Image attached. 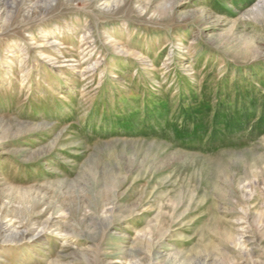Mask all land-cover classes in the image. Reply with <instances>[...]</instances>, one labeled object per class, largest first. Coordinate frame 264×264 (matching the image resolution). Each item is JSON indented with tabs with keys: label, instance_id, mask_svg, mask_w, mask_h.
Listing matches in <instances>:
<instances>
[{
	"label": "rangeland",
	"instance_id": "1",
	"mask_svg": "<svg viewBox=\"0 0 264 264\" xmlns=\"http://www.w3.org/2000/svg\"><path fill=\"white\" fill-rule=\"evenodd\" d=\"M102 2L0 0V264H264V0Z\"/></svg>",
	"mask_w": 264,
	"mask_h": 264
},
{
	"label": "bare ground",
	"instance_id": "2",
	"mask_svg": "<svg viewBox=\"0 0 264 264\" xmlns=\"http://www.w3.org/2000/svg\"><path fill=\"white\" fill-rule=\"evenodd\" d=\"M102 4L99 6L102 9H107L109 10L111 7H118L120 4H122L125 0H102ZM183 4H181V2H176L175 3V7H181ZM144 10L147 11L148 7H144ZM142 11V10H141ZM68 31L71 32H77L79 31L80 34L82 35L80 37L79 40V47H86L85 50L91 48V47H95V42L93 41V38L90 35L91 33V28L89 26V24L85 21V20H78L77 22H72L71 24H69L67 27ZM107 30V29H106ZM123 31V30H122ZM122 31L120 29H113V33H111L110 31L106 33V35L104 36V41L107 44L106 47H110L111 51H113L114 53V58L116 59H121L122 61H126L125 59L128 58L130 60L133 61V63L135 62L132 58L134 59H139V56L136 53H132V52H128L125 49H121L118 47H127V42L125 43H121V39H119V37L115 36V34H119L122 33ZM106 32V31H105ZM54 47V46H53ZM92 50L89 51V53H91ZM92 54H89V57ZM117 61V60H116ZM1 226V225H0ZM2 227V226H1ZM2 230V229H1ZM3 231V230H2ZM42 232V231H41ZM12 236V235H11ZM39 236V235H38ZM17 237V236H16ZM15 237V238H16ZM36 237V236H35ZM32 238V237H31ZM21 239V238H20ZM36 239V238H35ZM122 241V240H121ZM223 243V242H222ZM152 245V244H151ZM149 248V247H148ZM158 249L156 247H152L150 248V253L154 252L156 253L157 256H160L161 258L164 256V252H161V250L157 251ZM257 250V249H256ZM116 251V250H115ZM114 253V252H113ZM143 253V252H142ZM107 254V253H106ZM116 255H120L122 254L120 251H118L117 253H114ZM140 254V253H139ZM144 254V253H143ZM141 254V255H143ZM133 255V254H132ZM105 256V255H104ZM112 255L107 254L106 257H111ZM114 256V255H113ZM146 256V254H145ZM116 257V256H115ZM142 257V256H140ZM144 257V256H143ZM167 257V256H166ZM154 258V257H153ZM160 258V259H161ZM143 259V258H142ZM163 259V258H162ZM151 260V259H150ZM157 260V259H156ZM165 260V259H164ZM167 260V259H166ZM152 261V260H151ZM154 262V261H153ZM164 262V261H163ZM166 262V261H165ZM164 262V263H165ZM162 263V262H161ZM112 264V263H110ZM159 264V263H158ZM168 264V263H167Z\"/></svg>",
	"mask_w": 264,
	"mask_h": 264
}]
</instances>
